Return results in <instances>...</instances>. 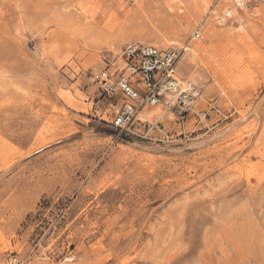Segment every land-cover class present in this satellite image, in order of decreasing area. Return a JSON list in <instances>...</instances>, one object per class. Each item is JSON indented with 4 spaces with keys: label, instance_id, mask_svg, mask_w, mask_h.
<instances>
[{
    "label": "rangeland",
    "instance_id": "obj_1",
    "mask_svg": "<svg viewBox=\"0 0 264 264\" xmlns=\"http://www.w3.org/2000/svg\"><path fill=\"white\" fill-rule=\"evenodd\" d=\"M186 2L0 0V261L264 264V0H232L222 22ZM132 41L180 50L177 76L207 112L190 111L189 140L112 127L124 98L102 73Z\"/></svg>",
    "mask_w": 264,
    "mask_h": 264
},
{
    "label": "built area",
    "instance_id": "obj_2",
    "mask_svg": "<svg viewBox=\"0 0 264 264\" xmlns=\"http://www.w3.org/2000/svg\"><path fill=\"white\" fill-rule=\"evenodd\" d=\"M200 35L196 31L195 37ZM179 55L178 48H160L141 41L128 42L123 46L121 58L124 66L121 71L117 75L109 71L102 73L105 90L111 96L124 98L111 120L112 127L126 135L161 143H172L178 137L190 139L191 133L186 130L190 111L199 123L204 122L207 112H195L193 108L201 91L199 87L192 85V88L182 89L178 82L176 64ZM167 96L171 97L168 100L169 110H173L176 117L175 129L168 130L160 121L138 117L139 110L155 105ZM0 264H27V261L19 256H10Z\"/></svg>",
    "mask_w": 264,
    "mask_h": 264
},
{
    "label": "bare ground",
    "instance_id": "obj_3",
    "mask_svg": "<svg viewBox=\"0 0 264 264\" xmlns=\"http://www.w3.org/2000/svg\"><path fill=\"white\" fill-rule=\"evenodd\" d=\"M172 1L175 2L177 0H172ZM186 1H187L186 4H187L188 8H190V6L192 7V9L195 8V7L196 8L201 7L204 11H206V12L208 11L207 13H211L210 15H218V14H220L221 11L224 12L225 15H222L219 18L220 22H222L225 19V16L228 17V16H232L233 15V11H234L233 7L229 5V2H231L232 0H212L214 2H211V0H186ZM235 1L237 2V5H239V6H244L245 5V0H235ZM174 9L172 8V6L170 7V11H172ZM184 11H185L184 8L178 5V7L175 10V13L178 14V13H182ZM200 27H201V25L198 26V28H200ZM183 49H184L185 53L190 54L192 56H199L204 51H206V48L201 43H194V44L189 43L187 45H184ZM177 78H178V82H179V84H180L182 89L192 88L191 87L192 83H190L189 80L188 81L182 80L178 76H177ZM170 98H171L170 96H167L166 99H162L161 101H159L155 105H151V106L147 105V106H145L144 108H142L141 110L138 111V117H140L142 119L151 120L152 122H156V120H153V119H157V121H159L158 119H160L162 117H166V116H169L171 114L175 115L174 111L173 110H169V107H168V100L170 101ZM201 98H203V96H202V93L200 91L198 99H201ZM195 112H196V110H195ZM199 113H201V111H199ZM233 128H234V126H231L230 128L224 129L221 132L215 134L214 136L209 137L208 139H205V140H202V141H198L196 143H191L189 145V147H191V148L198 147V146H202V145L208 144L210 142H213L214 140H216V139L222 137L224 134H226L229 129H233ZM55 138H56V136H55ZM42 143L45 144L46 141L44 140ZM129 143H131V145H135L137 147H140V148H143V149H146V150H149V151L167 150V151H170V152H175L176 150H178V151H182L183 150V149L179 150L178 149L179 147L178 148L177 147H159V146L157 147V146H153V145H147V144L140 143V142H138L136 140L129 141ZM38 146H42V145L38 144ZM67 259H71V258H67Z\"/></svg>",
    "mask_w": 264,
    "mask_h": 264
}]
</instances>
